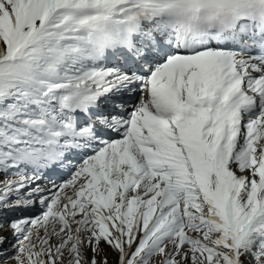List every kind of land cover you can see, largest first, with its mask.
Instances as JSON below:
<instances>
[{
	"label": "snow or ice",
	"instance_id": "1",
	"mask_svg": "<svg viewBox=\"0 0 264 264\" xmlns=\"http://www.w3.org/2000/svg\"><path fill=\"white\" fill-rule=\"evenodd\" d=\"M0 264H264V0H0Z\"/></svg>",
	"mask_w": 264,
	"mask_h": 264
}]
</instances>
